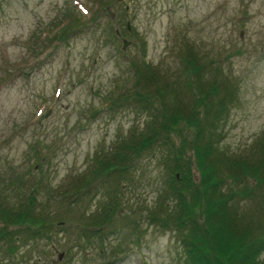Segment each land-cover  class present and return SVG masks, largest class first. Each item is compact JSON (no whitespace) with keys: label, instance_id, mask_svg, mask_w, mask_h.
Wrapping results in <instances>:
<instances>
[{"label":"rangeland","instance_id":"obj_1","mask_svg":"<svg viewBox=\"0 0 264 264\" xmlns=\"http://www.w3.org/2000/svg\"><path fill=\"white\" fill-rule=\"evenodd\" d=\"M124 40L130 43L125 50ZM187 45L208 70L219 68L207 77L228 79L238 92L219 130L221 152L258 160L264 148V0H0V187L11 175L40 178V186L54 189L49 210L63 219L51 238L20 244L10 261L0 249V264H185L176 232L150 219L170 177L165 147L150 146L122 172L88 174L96 156L113 152L150 120L151 106L144 110L121 96L141 83L139 65L156 69L171 90L175 81L184 83ZM164 97L170 106L171 93ZM193 173L199 182V168ZM81 183L85 189L73 186ZM58 189H79L80 196L69 199L71 208L59 207ZM256 189L264 193V183ZM40 195L47 193L40 189ZM116 198L121 211L113 226L88 232L89 217L102 218ZM263 200L254 197L242 207L263 213ZM260 253L258 263L264 262V249Z\"/></svg>","mask_w":264,"mask_h":264},{"label":"trees","instance_id":"obj_2","mask_svg":"<svg viewBox=\"0 0 264 264\" xmlns=\"http://www.w3.org/2000/svg\"><path fill=\"white\" fill-rule=\"evenodd\" d=\"M65 31L66 26L59 32L60 39ZM218 69L212 66L208 70V64L194 47L187 45L182 58L184 83L175 81L170 90L169 85L160 84L162 75L156 69L139 65L136 72L141 76V83L138 79V85L121 96L127 102L136 100L144 110L151 106L147 109L150 120L145 123V130L138 134L132 132L119 141L113 152L101 153L98 160L96 156L88 176L106 171L114 173L115 169L122 172L123 166L135 161L150 146H163L166 150L163 159L170 177L164 183L156 207L150 211V219L176 232L185 250V264H264L258 263L264 249V212H258L252 205L249 211L242 207L245 201L264 197V193H257L256 189L264 183V148L258 160L221 152L219 130L227 122L239 96L228 79L217 74L207 77L209 72L219 73ZM150 88H154L156 94L146 95ZM185 90L189 94H185ZM166 92L173 97L170 106L164 97ZM186 96L190 101L184 103ZM193 167L201 172L199 182ZM248 177L253 178L249 181ZM1 178L0 174V183ZM3 181L6 183L0 187V249L10 261L17 256L21 245L33 244L39 238H51L63 219L57 220L49 210L54 189L40 186V178L39 182H32L26 175H11ZM231 183L238 188L226 189ZM73 186L84 188L82 183ZM40 189L47 193L46 197L38 196ZM79 191L70 194L58 189L57 206L71 208L73 200L69 199L76 200ZM116 191L122 188L117 187ZM105 210L102 218L89 217L92 221L88 222V232L104 233V229L113 226L114 217L121 211L118 199H113ZM96 226L100 227L96 229Z\"/></svg>","mask_w":264,"mask_h":264},{"label":"water","instance_id":"obj_3","mask_svg":"<svg viewBox=\"0 0 264 264\" xmlns=\"http://www.w3.org/2000/svg\"><path fill=\"white\" fill-rule=\"evenodd\" d=\"M109 15H111V13H109ZM129 44H130L129 42L125 41L124 48L126 49ZM62 256H63V254L60 255V258H62Z\"/></svg>","mask_w":264,"mask_h":264}]
</instances>
